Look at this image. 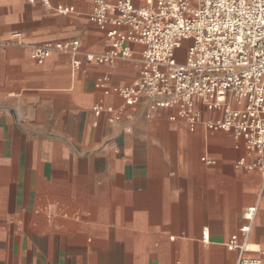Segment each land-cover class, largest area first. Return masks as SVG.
I'll use <instances>...</instances> for the list:
<instances>
[{"label": "crops", "instance_id": "0c3cea01", "mask_svg": "<svg viewBox=\"0 0 264 264\" xmlns=\"http://www.w3.org/2000/svg\"><path fill=\"white\" fill-rule=\"evenodd\" d=\"M49 1L0 0V264L264 260L262 171L238 165L258 154L243 137L208 128L222 112L202 102L194 128L176 105L151 110L146 96L126 104L114 87L139 77L144 46L90 62L86 53L109 49L112 23L90 19L95 0ZM59 3L76 11L58 13ZM69 39L80 41L76 55H32Z\"/></svg>", "mask_w": 264, "mask_h": 264}, {"label": "built area", "instance_id": "2783aa9c", "mask_svg": "<svg viewBox=\"0 0 264 264\" xmlns=\"http://www.w3.org/2000/svg\"><path fill=\"white\" fill-rule=\"evenodd\" d=\"M43 2L50 5L49 0ZM54 9L61 14L76 11L62 3ZM89 17L113 26L107 31L109 49L86 53V60L113 62L131 55L130 43L144 46L139 77L130 85L114 87L126 104L146 96L151 110L176 105L192 128L201 120L198 102L222 112L206 120V126L243 137L258 158L254 164L241 159L238 165H256L264 180V0H95ZM53 48L76 55L80 41L38 46L32 55L42 62ZM73 63L80 67L82 61L75 58ZM94 109L99 113L104 105L98 103ZM244 216L253 220L254 207ZM250 228V222L242 226L243 231ZM228 245L241 252L253 249L245 240H231ZM238 263L264 264V260L242 254Z\"/></svg>", "mask_w": 264, "mask_h": 264}, {"label": "rangeland", "instance_id": "374dc122", "mask_svg": "<svg viewBox=\"0 0 264 264\" xmlns=\"http://www.w3.org/2000/svg\"><path fill=\"white\" fill-rule=\"evenodd\" d=\"M186 45H187V44L184 45V48H183L180 52H182V53L185 52V50H186Z\"/></svg>", "mask_w": 264, "mask_h": 264}]
</instances>
